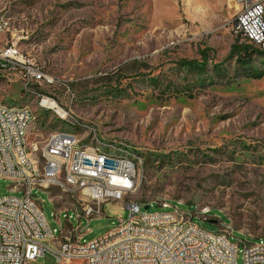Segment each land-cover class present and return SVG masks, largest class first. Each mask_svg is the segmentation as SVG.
Masks as SVG:
<instances>
[{"label":"rangeland","instance_id":"374dc122","mask_svg":"<svg viewBox=\"0 0 264 264\" xmlns=\"http://www.w3.org/2000/svg\"><path fill=\"white\" fill-rule=\"evenodd\" d=\"M0 12L11 24L0 47L17 42L35 57L55 79L42 91L68 114L0 77V99L36 117L29 144L43 148L51 133L71 131L130 147L139 168L126 201H156L148 213L178 203L205 230L227 225L234 239L264 238V49L233 32L228 0H0ZM12 184L0 178V197L24 194ZM33 195L51 229L59 209L70 208L64 225L78 224L70 195L52 188L55 204L45 190ZM103 210L82 218L85 241L130 216L122 201Z\"/></svg>","mask_w":264,"mask_h":264},{"label":"built area","instance_id":"2783aa9c","mask_svg":"<svg viewBox=\"0 0 264 264\" xmlns=\"http://www.w3.org/2000/svg\"><path fill=\"white\" fill-rule=\"evenodd\" d=\"M234 1L239 8L233 32L239 37L241 32H249V44L264 46V0ZM10 30V19L0 12V35ZM0 77L21 82L23 91L35 89L43 104L52 99L42 91V86L53 85L54 77L43 70L35 57L24 53L17 42H5L0 47ZM28 120L27 111L4 110L0 101V178L13 182L12 191L24 192L22 196L0 197V264H46L38 262L46 255L56 260L54 264H71L75 260L83 264H167V259H175V264H198L197 255L202 251H209L205 264H238L240 246L244 264H264L263 238H257V246H245V241L234 239L233 229L227 225L216 232L205 230L193 221L197 214L181 209L178 203L157 202L168 210L152 213V219H145L146 206L156 201H126L130 194H124V187L118 185V177H127L128 187H132V175L138 174L133 173V165L73 153L70 179L75 180L74 170H81L91 175H110V182L77 180L78 190L58 186L55 166L60 153L70 151L71 143L88 142L86 138L75 140L51 133L48 148H41L39 143L27 144ZM11 159L22 160L23 169L11 167ZM42 166H50L49 176H40ZM52 188L71 196L77 225H64L61 212L70 208L59 209L54 212L59 228H50L42 203L33 191H47L54 203ZM80 193L95 194L96 202H78ZM121 201L130 211L129 218L119 219L109 232L85 241L82 218L101 216L104 204ZM203 213L209 221L207 212ZM69 218L67 215L66 220ZM171 237L179 238V246L174 254H164ZM134 242H141L140 252H133Z\"/></svg>","mask_w":264,"mask_h":264},{"label":"bare ground","instance_id":"6f19581e","mask_svg":"<svg viewBox=\"0 0 264 264\" xmlns=\"http://www.w3.org/2000/svg\"><path fill=\"white\" fill-rule=\"evenodd\" d=\"M228 3L237 11L239 6L234 0H228ZM2 17L5 15L2 14ZM240 37L249 41V32H241ZM259 49H264V46L258 47ZM27 54V53H26ZM24 91L27 94H33L35 97L40 98V93L33 90V88H26ZM2 109L11 112L27 111L28 123H27V144L29 132L35 124L36 117L33 111L27 105H7L1 99ZM44 104L47 106L45 107ZM40 102V105L47 109H52L58 113L61 117L66 118L67 112L62 109L55 100L50 99L47 101ZM54 134L61 135L64 138L82 140L75 133L71 131H56ZM91 138V137H90ZM51 142V136L46 141L43 148H48V144ZM88 143H71L70 151L66 153H60V159L58 164L55 166V174L57 175V185L63 186L68 190H78V182L87 181L89 183L97 182H110V175H91L89 171L74 170V179H70V172L72 171L73 164V153H82L90 158L108 159L111 161H116V163H126L133 165V173H138L139 162L137 156L133 151L124 145L116 142H109L105 139H99L96 136H92L91 139L87 140ZM91 144V145H90ZM11 167L14 169H23V162L20 159H11ZM50 166H42L40 169V176H49ZM138 174L132 175V187H128L127 177H118V185L124 187V194H132L136 188ZM78 202H96V195L93 193H80L78 195ZM195 214V213H191ZM145 219H152V213H148L145 209ZM264 244V238H263ZM179 246V238L171 237L169 243L164 247V254H174L175 249ZM245 246H257V243L245 242ZM141 251V242H134L133 252ZM207 258H209V251H202L197 255V263L205 264L207 263ZM167 264H175V259H167Z\"/></svg>","mask_w":264,"mask_h":264},{"label":"trees","instance_id":"16d2710c","mask_svg":"<svg viewBox=\"0 0 264 264\" xmlns=\"http://www.w3.org/2000/svg\"><path fill=\"white\" fill-rule=\"evenodd\" d=\"M242 38V37H241ZM242 39H244V38H242ZM245 41H247L248 42V40H246V39H244ZM251 45V44H250ZM253 46V45H252ZM256 48H258V47H256ZM246 53H247V51H245ZM192 65H195V62H190Z\"/></svg>","mask_w":264,"mask_h":264},{"label":"water","instance_id":"95a60500","mask_svg":"<svg viewBox=\"0 0 264 264\" xmlns=\"http://www.w3.org/2000/svg\"><path fill=\"white\" fill-rule=\"evenodd\" d=\"M146 209H149V206H146ZM211 223H217L215 220H209Z\"/></svg>","mask_w":264,"mask_h":264},{"label":"crops","instance_id":"0c3cea01","mask_svg":"<svg viewBox=\"0 0 264 264\" xmlns=\"http://www.w3.org/2000/svg\"><path fill=\"white\" fill-rule=\"evenodd\" d=\"M234 9V8H233Z\"/></svg>","mask_w":264,"mask_h":264}]
</instances>
